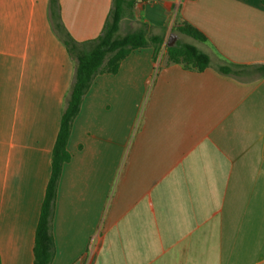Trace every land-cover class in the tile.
<instances>
[{
	"label": "crops",
	"instance_id": "0c3cea01",
	"mask_svg": "<svg viewBox=\"0 0 264 264\" xmlns=\"http://www.w3.org/2000/svg\"><path fill=\"white\" fill-rule=\"evenodd\" d=\"M112 4L60 0L63 24L94 40ZM176 21L205 35L194 45L210 67L169 65L146 48L97 76L68 143L52 264H264V0H149L120 33L146 27L168 43ZM225 60L250 69L224 75ZM74 75L50 0H0L2 264L35 263Z\"/></svg>",
	"mask_w": 264,
	"mask_h": 264
},
{
	"label": "trees",
	"instance_id": "16d2710c",
	"mask_svg": "<svg viewBox=\"0 0 264 264\" xmlns=\"http://www.w3.org/2000/svg\"><path fill=\"white\" fill-rule=\"evenodd\" d=\"M137 4L138 0H113L109 17L100 36L87 42H77L63 24L60 0H50L51 21L55 32L75 62V75L66 97L60 131L53 149L51 178L36 232L34 264H52L55 251L52 222L58 187L62 170L72 158L68 143L73 123L80 114L85 96L97 76L116 74L121 63L129 55L146 48H154L155 60L166 59L167 64L180 65L187 70L203 72L211 65L210 56L194 44L178 40L174 46L168 47L163 38L148 35L146 27L121 35L122 20L133 15ZM172 33H178L200 43L207 41L203 33L186 22L176 21ZM249 69L248 66L227 60L218 68L222 74L234 76L245 75ZM257 69L264 75V66ZM0 264H2L1 256Z\"/></svg>",
	"mask_w": 264,
	"mask_h": 264
},
{
	"label": "rangeland",
	"instance_id": "374dc122",
	"mask_svg": "<svg viewBox=\"0 0 264 264\" xmlns=\"http://www.w3.org/2000/svg\"><path fill=\"white\" fill-rule=\"evenodd\" d=\"M132 31H134V30H130V26L129 25H126V26H124V28H123V30H122V34L121 35H126V34H128V33H130V32H132ZM175 36L177 37V41L178 40H182V41H184V42H187V43H195V41L194 40H192V39H190V38H188V37H185V36H182V35H180V34H178V33H175Z\"/></svg>",
	"mask_w": 264,
	"mask_h": 264
},
{
	"label": "water",
	"instance_id": "95a60500",
	"mask_svg": "<svg viewBox=\"0 0 264 264\" xmlns=\"http://www.w3.org/2000/svg\"><path fill=\"white\" fill-rule=\"evenodd\" d=\"M176 42H177V37L174 34H172L170 36V39H169L167 45H168V47H172L176 44Z\"/></svg>",
	"mask_w": 264,
	"mask_h": 264
},
{
	"label": "built area",
	"instance_id": "2783aa9c",
	"mask_svg": "<svg viewBox=\"0 0 264 264\" xmlns=\"http://www.w3.org/2000/svg\"><path fill=\"white\" fill-rule=\"evenodd\" d=\"M146 1H149V0H138V4H144Z\"/></svg>",
	"mask_w": 264,
	"mask_h": 264
}]
</instances>
